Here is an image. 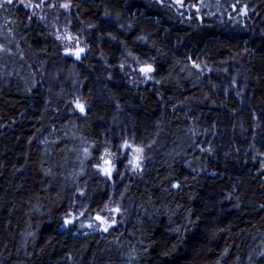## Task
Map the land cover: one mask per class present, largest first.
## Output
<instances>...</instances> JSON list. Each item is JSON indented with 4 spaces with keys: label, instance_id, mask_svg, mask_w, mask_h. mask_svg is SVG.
Instances as JSON below:
<instances>
[{
    "label": "trees",
    "instance_id": "trees-1",
    "mask_svg": "<svg viewBox=\"0 0 264 264\" xmlns=\"http://www.w3.org/2000/svg\"><path fill=\"white\" fill-rule=\"evenodd\" d=\"M37 1L85 51L0 7V264H264V0ZM125 142L148 154L109 180Z\"/></svg>",
    "mask_w": 264,
    "mask_h": 264
},
{
    "label": "rangeland",
    "instance_id": "rangeland-1",
    "mask_svg": "<svg viewBox=\"0 0 264 264\" xmlns=\"http://www.w3.org/2000/svg\"><path fill=\"white\" fill-rule=\"evenodd\" d=\"M16 2H20V0H14ZM23 5H28V10H30V12H34L39 18V21H43V23L46 25L47 30L49 32L50 35H52L54 38L60 37V39H58L59 42H61L63 44V55L65 58L68 59H72V60H76L75 56H70V55H66V49H71L73 50V44H81L82 41L84 40L83 37L81 36V38L79 36L76 37L77 34H71L70 31L68 30V28L66 27V25L62 22L61 19H58V17L56 16V12L58 11V5L59 4H48V5H44L43 2L41 1H37V0H23ZM76 33V32H74ZM71 37L72 39L69 40L68 37ZM76 37V38H75ZM70 45V46H69ZM2 49V47L0 48V50ZM5 49V48H3ZM74 51V50H73ZM131 62V61H130ZM132 65L129 66V70L130 73L132 75L131 77V81L134 83L136 82V85L140 84L143 85L145 84L147 81H150V78H146L142 73L139 72V68L145 66L146 64H139V63H135L133 65V62H131ZM151 74V73H150ZM149 74V75H150ZM137 149V148H135ZM135 149H123V153L117 155V157H119V159L116 160V169L113 171L112 176L116 173V171L119 170L121 165H124L126 167H131L134 170H139L140 166L143 162V160L145 159V155L148 154V152L144 153L143 151L140 152H136L134 151ZM113 154V158H116V154L111 152ZM105 154V153H104ZM102 154V156L104 155ZM102 164V161L100 160V162L98 163V165ZM139 165V167H136V165ZM97 169L99 170V168L97 167ZM104 177H106L102 172H100ZM108 178V177H106ZM109 180L112 179L108 178ZM116 204V206L114 205ZM124 206V207H123ZM119 208L120 211L119 212H115L113 211V209L115 208ZM130 207L128 206V201L123 200L122 201V205L120 200H113L111 201V203L108 204L107 207H105V210L96 214L95 216H93L92 219H87L81 226L82 230H88V229H95V231H104V228L106 227V225H102L100 223V221L96 220V216L99 215L102 218H104L105 220L111 221L113 218L115 219V223L120 222L122 220V217L124 216V214H126L128 212V209ZM82 211V210H81ZM76 218V214L75 213H69V216L66 219H75ZM65 220L63 221V223L65 222ZM65 225V223H64ZM96 225V226H95Z\"/></svg>",
    "mask_w": 264,
    "mask_h": 264
},
{
    "label": "snow or ice",
    "instance_id": "snow-or-ice-1",
    "mask_svg": "<svg viewBox=\"0 0 264 264\" xmlns=\"http://www.w3.org/2000/svg\"><path fill=\"white\" fill-rule=\"evenodd\" d=\"M20 2L23 3V0H20ZM176 2L181 4V6H183L184 0H176ZM13 3H14V0H0V7H3L5 5H11ZM24 6L28 7V5H26V4ZM61 7H64L65 9H67L69 7V4H63V5H61ZM193 7H195V5H193ZM197 11H199L198 8H197ZM57 39H60V37H57ZM68 39L71 40L72 38L69 36ZM84 51H85L84 48L77 47L74 51L71 49H66L65 54L70 55V56H75V58L77 60H79L81 58V53H83ZM194 66H196V65H194ZM121 68H123V65H121ZM153 71H154V68L150 64H146L145 66L139 68V72L142 73L146 78H151L149 74L152 73ZM76 107L81 112H84V106L82 104L77 103ZM122 147L127 149V148H130L131 145H129L125 142L122 145ZM85 151L87 152V149H85ZM134 151L140 152V151H142V149L137 148ZM117 159H119V157H116L114 159L113 154L111 152L105 150V154L100 157L102 164L97 165V167L99 168V171L102 172L106 177L111 178L113 171L116 169V160ZM136 167H139V165L137 164ZM174 187H179V185H174ZM113 211L119 212L120 209L117 207V208L113 209ZM81 214H83V213H81ZM95 218H96V220L100 221V223L102 225H106V227L104 228V231H107L108 227H111L115 224L114 218L111 221L105 220L104 218H102L99 215H97ZM64 223L66 225L72 224L73 220L66 219Z\"/></svg>",
    "mask_w": 264,
    "mask_h": 264
}]
</instances>
